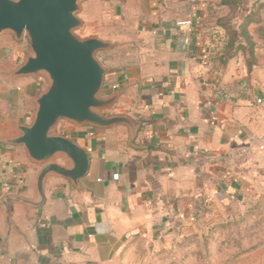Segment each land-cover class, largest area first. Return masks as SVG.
<instances>
[{"label": "crops", "instance_id": "crops-1", "mask_svg": "<svg viewBox=\"0 0 264 264\" xmlns=\"http://www.w3.org/2000/svg\"><path fill=\"white\" fill-rule=\"evenodd\" d=\"M220 3H83L82 11L116 8V28L90 35L113 45L97 55L107 71L103 97L120 93L105 114L126 116L141 128L131 143L126 126L70 125L62 136L88 154V175L78 187L48 176L41 207L9 203V228L3 199L35 200L42 166L24 147L2 141L20 135L15 123L31 124L46 83L11 74L29 55V43L0 36V264H134L141 244L207 227L250 182H260V153L243 167L225 163L237 145L260 138L263 119L251 98L217 97L218 89L239 85L245 74L236 60L222 64L212 57L203 23ZM181 21L192 26H178ZM185 37L188 48L180 45Z\"/></svg>", "mask_w": 264, "mask_h": 264}, {"label": "water", "instance_id": "water-1", "mask_svg": "<svg viewBox=\"0 0 264 264\" xmlns=\"http://www.w3.org/2000/svg\"><path fill=\"white\" fill-rule=\"evenodd\" d=\"M88 0H0V36L12 35L29 43V55L11 74L14 77H42L47 88L35 101L31 124L15 123L18 137L3 140L22 146L29 159L42 166L36 181V199L6 196L2 207L10 226L9 203L39 208L45 203L48 176L66 179L79 186L90 169V159L76 142L53 132L60 121L75 127L109 129L126 126L132 143L141 125L121 115L108 116L120 93L103 97L106 69L97 58L113 45L95 36L81 38L79 14ZM110 1V0H103ZM126 2L127 0H119ZM64 159L65 165L58 163Z\"/></svg>", "mask_w": 264, "mask_h": 264}, {"label": "rangeland", "instance_id": "rangeland-1", "mask_svg": "<svg viewBox=\"0 0 264 264\" xmlns=\"http://www.w3.org/2000/svg\"><path fill=\"white\" fill-rule=\"evenodd\" d=\"M79 16L85 18L76 31L81 38L106 33L117 26L114 7L92 6ZM246 23L250 38L239 29ZM203 26L210 38L212 57L236 60L245 69L244 81L255 89L264 86V0H241L238 6L217 4ZM45 83L46 89V80ZM257 110L263 119L257 144L264 146V108ZM70 125L60 121L53 133L63 135ZM258 153L263 158L256 162L264 165V150L255 152L252 158ZM260 169V182H250L239 198L225 205L223 214L212 224L194 233L166 234L158 241L141 244L134 264H264V167Z\"/></svg>", "mask_w": 264, "mask_h": 264}, {"label": "built area", "instance_id": "built-area-1", "mask_svg": "<svg viewBox=\"0 0 264 264\" xmlns=\"http://www.w3.org/2000/svg\"><path fill=\"white\" fill-rule=\"evenodd\" d=\"M178 26H192L191 21H181ZM191 40L188 37L181 39L180 45L183 48L190 46ZM113 90L118 87L114 85ZM217 97L223 101H233L251 98L252 105L257 109L264 108V86H259L255 89L253 85L247 81H242L239 85L233 88H220L217 90ZM264 150V146L257 144L256 137H250L247 143L237 145L231 150L225 158V163L230 168H239L246 165L252 158L255 152Z\"/></svg>", "mask_w": 264, "mask_h": 264}, {"label": "trees", "instance_id": "trees-1", "mask_svg": "<svg viewBox=\"0 0 264 264\" xmlns=\"http://www.w3.org/2000/svg\"><path fill=\"white\" fill-rule=\"evenodd\" d=\"M241 4V0H221V3H220V5L221 6H232V5H240ZM247 27H248V24L246 23L245 25H242V26H240L239 27V29H241V31H242V35L243 36H246L247 38H250L249 36H248V34H247V32H246V30H247ZM230 59H232V58H229L228 57V59H224L223 57L222 58H218L217 60L220 62V63H222V64H226V63H228V61L230 60ZM249 70H250V67H249Z\"/></svg>", "mask_w": 264, "mask_h": 264}]
</instances>
